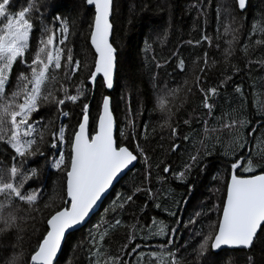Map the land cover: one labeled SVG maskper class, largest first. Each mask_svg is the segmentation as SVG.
<instances>
[{
  "label": "snow or ice",
  "instance_id": "6c2138e0",
  "mask_svg": "<svg viewBox=\"0 0 264 264\" xmlns=\"http://www.w3.org/2000/svg\"><path fill=\"white\" fill-rule=\"evenodd\" d=\"M85 3L93 7L94 14L88 35L91 59L82 61L74 55V48L68 46L71 34L68 19L53 7L51 21L47 22L45 12L50 0H30L18 11L11 10L12 0H0V155L3 157L0 159V237L10 239L15 232L16 240H22L19 233L28 221L33 223L35 235L27 253L23 249L13 251L3 264H58L62 242L84 224L114 182L131 172L137 162L145 166L142 180L130 187V194L117 193L104 215L88 231V264H183L180 248L176 247L180 226H195L203 213H196L188 221L177 218L170 227L156 217L142 223L141 216L130 211L143 193L147 199L139 209L141 215L148 201H152L156 209L177 216L176 211L160 202L162 189L154 191L151 187L153 169L149 150L140 143L141 138L148 139V124L143 125L138 136L129 104L125 128L117 130L111 97L107 95L102 96L94 126L88 102L82 103L75 125L64 122L73 115L71 110H65L69 104L75 106L86 101L89 91L94 98L98 80L104 88L112 89L117 71L114 0H85ZM233 3L240 11L246 9L247 0H233ZM200 8L205 16V28L198 39L185 43L193 49L201 48L202 54H189L193 57L189 68L178 51L172 53L176 58L175 68L182 74L187 72L181 82L173 81L172 87L167 83L158 87L156 75L152 77L155 110L163 117L160 126L170 130V151L178 152L186 143L194 151L185 148L187 160L180 170H173L170 163L161 160L155 165L156 178L158 183L163 182L166 177L160 175L162 172L186 183L193 168L203 159L202 151L204 156H209L217 144L224 149L222 155L227 162L223 198L208 210L215 211L217 219L212 221L209 215V223L194 227L189 240L193 236L201 238L195 251L205 264H231V258H225L227 249L251 250L257 241L264 239V148L254 151L258 143L264 142V107L253 124L252 118L243 115L246 94L241 85L233 89L235 101L226 95L227 107L217 104L220 90L226 89L231 76L225 75L217 85L204 86L208 72L217 64L207 49L219 50L222 38L224 63L234 72L239 71L231 64V58L240 29L233 26V18L223 25L221 33V14L231 15V8L217 5L215 35H209L207 13L203 5ZM163 35L166 38L167 32ZM145 44L147 51L151 45L147 41ZM205 44L207 48L203 47ZM253 45L264 46V21L254 23L248 33V41L241 48L245 57ZM252 63L249 60L245 67ZM255 63L264 66V58ZM155 66L162 67L159 62ZM194 92L200 93L201 107L205 110L195 118L197 124L203 125L199 141L193 134L180 132L171 122L176 110ZM234 102L237 107H233ZM218 107L220 115L215 114ZM192 119L190 116L183 123L191 127ZM225 132L227 141L223 139ZM37 157L62 176L58 185L54 182L50 193L45 192V185L40 182L41 168L26 167ZM192 187L188 184L189 191ZM173 204L179 208V201L174 200ZM126 215L129 221L124 219ZM37 219L43 224L42 230L35 228ZM121 229H126L124 239L117 243L114 253L113 235ZM189 240L182 247L186 248ZM9 247L15 249L17 245L0 242V253ZM247 264H254L251 256L247 257Z\"/></svg>",
  "mask_w": 264,
  "mask_h": 264
},
{
  "label": "trees",
  "instance_id": "16d2710c",
  "mask_svg": "<svg viewBox=\"0 0 264 264\" xmlns=\"http://www.w3.org/2000/svg\"><path fill=\"white\" fill-rule=\"evenodd\" d=\"M30 0H12L11 10L18 11L27 6ZM203 5V11L207 13V32L209 35H215L216 30V6L222 8L230 7L231 15L221 14L220 31L223 32V25L235 19L234 27L240 29L238 33V42L235 46V54L231 58V64L235 65L239 71H233L231 67L223 61L221 53L225 47L223 38L220 41V49L215 47L208 48L210 58H215L217 64L208 72V80L205 87L219 84V81L225 75L231 76L226 89H221V97L217 100L219 106L227 107L225 96L229 100L235 101L233 93L234 87L239 84L246 94L245 110L243 115L252 118L253 124L259 119L261 107H264V66L256 61L264 58V46H252L249 48L248 56L245 57L241 51L244 43L248 41V33L252 30L254 23L264 21V0H248L246 9L240 11L233 0H114L113 16L114 23V42L118 49V65L115 75L114 87L107 92L98 80L95 94L88 93V99L82 101L79 105L69 104L67 110H71L73 115L64 122L69 125H75L80 113L82 103L90 104V120L94 126L95 120L99 115V105L102 96L111 97V107L116 119V128H125L128 115V106L130 104L133 117L137 124V134L141 133L144 124H148V139H140V143L149 151V163L152 165L153 175L151 187L154 191L162 189L160 193V202L177 212V216H169L165 212L156 209L152 201H148V207L145 212L140 214L142 207L147 199L145 194L141 193L136 198V204L130 211H135L141 216V222H149L151 217L165 221L170 227L175 225V220L182 217L188 221L196 213H203L195 226L189 225L188 228L180 226V235L176 239V247L180 248L179 256L183 264H205L204 258L198 257L195 251L200 237L193 236L189 240V232L193 228H199L201 225L209 223V215L212 221L217 219L215 211L209 213L208 210L213 205L221 202L224 194L225 165L227 158L222 155L223 148L217 144L212 155L204 156L203 159L193 168L191 175L186 183H181L173 179L168 174L160 175L166 177L163 182H157V169L155 165L161 160L172 165L173 170H180L183 163L187 160L185 148L193 150L190 143H186L180 151L172 153L170 145V130L161 128L163 117L158 110H155V93L153 90V75H156L158 87H163L165 83L169 87L173 86V81L181 82L187 72L182 74L175 68L176 58L172 53L179 52L186 60V65L191 67L190 53H201L202 49H193L185 43L188 40L198 39L202 30L205 28V16L201 13L200 6ZM55 7L59 14L69 21L70 32L68 46L74 48V55L82 61L91 59V50L88 47L89 24L93 18V9L89 8L85 0H50V7L45 15L47 22L51 21L52 8ZM164 32H167L166 38ZM38 35V32H37ZM230 38V37H229ZM147 41L151 47L145 51ZM215 43V41H214ZM207 48L205 44L203 46ZM155 57V59H153ZM253 63L245 67L248 61ZM167 61V63H165ZM159 62L162 67L156 68ZM211 62V60H210ZM74 90V89H73ZM202 97L199 92L190 95L185 103L176 110V115L172 117L173 126L185 134H193L197 141L202 138L200 129L202 124L196 123V117L202 116L205 110L201 107ZM233 103V107H237ZM220 115L219 107L215 113ZM193 117L191 127L185 125L183 121ZM212 121L210 120V124ZM155 128V132L152 129ZM118 137V131L116 132ZM228 134L223 133V139L228 140ZM180 143V141H176ZM199 144H197V147ZM211 147V145H209ZM264 148V142L258 143L254 151ZM0 155V159H2ZM26 167H40V182L45 185V192L50 193L54 182L59 184L62 181L60 173L50 169L45 161L37 157L28 162ZM163 164H161V169ZM145 166L137 162L135 168L128 172L113 187L109 195L102 202L99 210L91 217L89 222L81 229L71 233L64 240L62 250L58 256V264H88V244L86 237L88 231L97 223L104 210L109 207L111 201L115 199L117 193H129L130 187L134 183H139L143 178ZM32 183V182H30ZM188 184L193 185L192 190H188ZM36 186V185H34ZM179 201V208L173 204V201ZM126 221L130 220L125 216ZM24 231L19 233L22 240H16V233L13 232L10 239L0 237V242L16 244L15 249L9 247L3 253H0V264L3 260L10 257L13 251L23 249L28 252L30 244L35 241L33 233V223L28 221L22 225ZM35 228L42 230L43 224L37 219ZM126 229H121L113 235L111 250L115 253L117 243L123 242ZM207 229L205 228V232ZM189 240L186 248L182 247L185 241ZM81 241H84L81 247H76ZM225 255V254H222ZM251 256L254 264H264V239L257 241L251 250H226V256L231 258V264H247V257Z\"/></svg>",
  "mask_w": 264,
  "mask_h": 264
},
{
  "label": "water",
  "instance_id": "95a60500",
  "mask_svg": "<svg viewBox=\"0 0 264 264\" xmlns=\"http://www.w3.org/2000/svg\"><path fill=\"white\" fill-rule=\"evenodd\" d=\"M247 2H248V0H247ZM87 6H88V5H87ZM88 7L93 9V7H91V6H88ZM93 12H94V9H93ZM112 89H113V88H112ZM112 89H106V88H105V90H106L107 92H110ZM119 180H120V179H119ZM119 180L116 181V182H114V185L112 186V188L109 189V193L111 192V190L113 189V187L119 182ZM109 193L106 194V196L102 199V202H103V201L105 200V198L109 195ZM102 202L98 204V206L94 209V211H93V213L90 215V217H89L88 219H86V221L84 222V224H83L82 226H77V228H76L74 231H72L71 233H73V232H75V231H77V230L83 228V227L89 222V220L91 219V217H92V216H93V215L99 210V208H100ZM63 243H64V241L62 242V246H63ZM227 250H243V249H227ZM59 254H60V253H59Z\"/></svg>",
  "mask_w": 264,
  "mask_h": 264
}]
</instances>
